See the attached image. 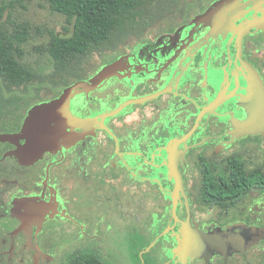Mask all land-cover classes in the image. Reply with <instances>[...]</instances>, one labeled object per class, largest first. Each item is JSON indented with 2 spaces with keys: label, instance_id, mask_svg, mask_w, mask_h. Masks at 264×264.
Returning a JSON list of instances; mask_svg holds the SVG:
<instances>
[{
  "label": "flooded vegetation",
  "instance_id": "flooded-vegetation-1",
  "mask_svg": "<svg viewBox=\"0 0 264 264\" xmlns=\"http://www.w3.org/2000/svg\"><path fill=\"white\" fill-rule=\"evenodd\" d=\"M120 58L119 74L70 98L83 122L24 128L32 107ZM224 228L239 250L185 248L186 229ZM127 252L133 264H264V0H179L78 79L0 105V264Z\"/></svg>",
  "mask_w": 264,
  "mask_h": 264
},
{
  "label": "trees",
  "instance_id": "trees-1",
  "mask_svg": "<svg viewBox=\"0 0 264 264\" xmlns=\"http://www.w3.org/2000/svg\"><path fill=\"white\" fill-rule=\"evenodd\" d=\"M18 1V0H17ZM53 12L65 17L64 33L47 30L48 39L36 48L49 55L52 70L40 76L25 60V45L46 31L14 17V0H0V105L19 99L27 88L44 81L64 86L91 69L107 51L127 38L139 37L179 0H45Z\"/></svg>",
  "mask_w": 264,
  "mask_h": 264
},
{
  "label": "water",
  "instance_id": "water-1",
  "mask_svg": "<svg viewBox=\"0 0 264 264\" xmlns=\"http://www.w3.org/2000/svg\"><path fill=\"white\" fill-rule=\"evenodd\" d=\"M120 61L121 58L118 59L113 64L103 66L88 80H78L66 86L63 89L60 96L56 98L54 101L40 103L32 107L27 119H25L24 121L23 124L24 128L30 129V126L35 122V119L41 120L43 119V117L45 120L47 119L48 121H54L56 124L59 125L61 124L62 128L64 129L70 126V124L76 122H83L84 120L80 121L78 120L79 118H76L74 115H72L69 107L70 98L74 95L75 91H78L79 89H84L86 91L94 89L102 81L106 80L108 77L114 74H119L120 70H122V68L119 67ZM158 94L159 93L146 98H142L140 100L152 98ZM35 135L38 141H41L43 140V138H45L48 139L49 142H52L53 139L52 137L47 136V132L45 133L37 132ZM169 169L171 170L177 169L173 159H170ZM229 230L230 228H224L223 231L218 233L205 234L204 231L201 230L191 231V229H189L188 231V229H186L184 233L192 234V236L190 235V237H193V240H185V244H186L185 248L189 250L190 248L189 244H191L193 246L192 251H197L200 248V243H203L205 241L208 248L211 249L226 251L229 248H232L235 251L239 250L243 245L239 244L238 241L232 240L234 239V236L232 232H230ZM211 237H218L217 238L218 240L212 239Z\"/></svg>",
  "mask_w": 264,
  "mask_h": 264
},
{
  "label": "rangeland",
  "instance_id": "rangeland-1",
  "mask_svg": "<svg viewBox=\"0 0 264 264\" xmlns=\"http://www.w3.org/2000/svg\"><path fill=\"white\" fill-rule=\"evenodd\" d=\"M10 12L16 18L27 20L31 24L39 25L46 29V31L41 34H35L25 45V60L36 69L41 77L50 73L52 70V62L49 55L41 53L36 47L47 41V30L52 29L57 33L65 32V27L68 25L65 17L60 13L51 11L45 0H14ZM113 56H115V54L109 55V58ZM103 58L104 55L99 58L95 56L94 60L101 61ZM55 225L56 224H52L50 227ZM118 260L119 258L117 261ZM132 260L131 253L127 252L125 256L120 259L119 264H133ZM112 264H117V262Z\"/></svg>",
  "mask_w": 264,
  "mask_h": 264
}]
</instances>
